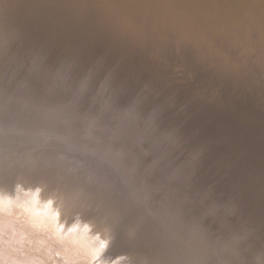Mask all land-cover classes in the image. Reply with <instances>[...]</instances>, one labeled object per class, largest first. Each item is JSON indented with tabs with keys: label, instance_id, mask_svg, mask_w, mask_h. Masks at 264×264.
<instances>
[{
	"label": "rangeland",
	"instance_id": "rangeland-1",
	"mask_svg": "<svg viewBox=\"0 0 264 264\" xmlns=\"http://www.w3.org/2000/svg\"><path fill=\"white\" fill-rule=\"evenodd\" d=\"M89 2L0 0V180L15 181H0L2 187L15 186L26 197L28 186L21 182L32 177L34 185L37 179L29 172L44 173L51 187L65 175L72 193L89 205L78 208L112 226L113 258L264 264V246L230 229L236 214L258 209L264 199L257 198V184L264 180L248 169L249 152L242 144L231 146L227 135L217 137L219 147L213 149L211 139L202 140L187 124L179 127L180 137L173 135L176 141L163 132L171 123L160 128L153 119L152 125L140 103L154 100L157 85L161 96L183 95L185 89L169 87L172 79L156 73L140 82L139 75L120 71L122 58L115 55L131 47L132 37L93 16ZM149 3L163 7L161 0ZM170 10L177 14L174 6ZM118 76L126 86L115 81ZM200 139L198 152L188 153ZM224 146L228 152L222 155ZM53 175L57 182L49 181ZM244 177L250 179L242 186ZM36 243L0 220V264H72L54 247Z\"/></svg>",
	"mask_w": 264,
	"mask_h": 264
},
{
	"label": "bare ground",
	"instance_id": "bare-ground-1",
	"mask_svg": "<svg viewBox=\"0 0 264 264\" xmlns=\"http://www.w3.org/2000/svg\"><path fill=\"white\" fill-rule=\"evenodd\" d=\"M161 1L162 9L148 4L149 0H90L89 3L93 16L111 20L118 29L123 27L129 33V39L132 37L131 47L122 50V56L115 55L122 58L120 71L139 75L140 82L156 77L153 76L156 73L166 76V80L172 79L174 84L169 87L179 90L178 86L182 85L185 89V92L183 88L179 90L186 93L183 95L180 92L161 96L164 90L156 86L154 100L140 103L151 124L153 119L161 127L171 123L168 129L162 130L172 138L174 134L180 137L179 127L185 130L184 124H187L194 132L204 135L203 139L199 135L202 140L211 139L213 149L219 147L218 139L227 135L231 146L242 144L239 148L249 152L246 160L252 166L250 164L248 169L252 174L257 170L256 175L264 180V0ZM171 6L176 15H172ZM94 30L99 32L97 28ZM135 52L137 55H133ZM187 56L200 68L194 77L183 61ZM198 77L200 80L196 81ZM125 80L118 76L115 81L123 87L127 85ZM181 98L182 105L177 102ZM170 111L175 114V120H171ZM230 137L235 140L231 141ZM225 148L222 147V155L228 152ZM219 149L221 147L216 150L219 152ZM195 150L198 152L197 148L190 147L187 152L194 154ZM255 153L257 157L254 156L253 161ZM29 175L34 173L29 172ZM36 176L34 185L32 177L21 182L28 186L26 197L19 188L8 184L2 187L0 182V220L33 241L38 243L39 240L52 250L54 247L72 264H141L123 256L108 255L112 226L103 223L100 214L78 208V205L86 208L89 205L72 193L73 187L68 184L69 180L65 181V175L57 177L59 182L53 175L49 179L57 182L53 187ZM247 179L250 177L242 178L238 184L244 185ZM61 180L66 182L64 188L60 186ZM40 184L44 186L38 188ZM258 196H264L263 183L257 184ZM262 201L258 209L240 216L236 214L238 221L230 223V229L249 234V244L257 247L264 246V199Z\"/></svg>",
	"mask_w": 264,
	"mask_h": 264
},
{
	"label": "water",
	"instance_id": "water-1",
	"mask_svg": "<svg viewBox=\"0 0 264 264\" xmlns=\"http://www.w3.org/2000/svg\"><path fill=\"white\" fill-rule=\"evenodd\" d=\"M133 55H137V52H135ZM139 59V58H138ZM146 61V59L144 60V62ZM185 63H187L188 64V67H189V71L191 72V73H193V77L195 76V71L196 72H200L199 70H200V68L196 65V61L193 59V58H191L190 56L188 57H186L185 58V60H183ZM201 76V74L199 73V77ZM197 78L196 79V81L197 80H200V78ZM133 97L132 96H129V100H131ZM132 101V100H131ZM135 109L137 110V112L138 113H141V108L139 107H136L135 106ZM157 121V120H156ZM212 124H213V121H212ZM159 127H161V125H159ZM200 138V137H199ZM198 142H199V144H195V142H194V144L196 145L195 146V148H197L198 146H203L202 145V140L200 139V140H197ZM30 173H34L35 175H38L39 176V178L40 179H42L44 182H47V176L44 174V173H35L34 171H31ZM260 178V177H259ZM261 179V178H260ZM1 182H5V183H14L15 181L14 180H5V179H3V180H0ZM197 190L199 191V188H197ZM208 197H210V196H208ZM210 199V198H209ZM240 229H241V227H239ZM240 229H239V231H240ZM113 242H114V237L112 238V242H111V244L108 246V248H107V253H108V255H110V253H109V251L112 249L111 247H112V244H113ZM110 256H113V255H110ZM115 257V256H114ZM113 258V257H112ZM112 258H110V259H112Z\"/></svg>",
	"mask_w": 264,
	"mask_h": 264
}]
</instances>
